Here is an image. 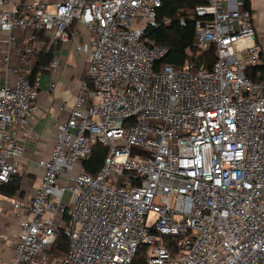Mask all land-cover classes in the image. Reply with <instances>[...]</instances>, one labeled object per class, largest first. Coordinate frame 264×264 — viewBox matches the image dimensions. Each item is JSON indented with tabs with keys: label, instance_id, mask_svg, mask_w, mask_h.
Wrapping results in <instances>:
<instances>
[{
	"label": "built area",
	"instance_id": "1",
	"mask_svg": "<svg viewBox=\"0 0 264 264\" xmlns=\"http://www.w3.org/2000/svg\"><path fill=\"white\" fill-rule=\"evenodd\" d=\"M161 7L0 0V188L21 173L16 127L39 112L41 87L40 75L10 74L2 34L50 33L90 59L71 115L39 161L41 185L12 200L20 232L9 264H133L141 246L147 264H264V74L246 76L264 67L253 15L237 0L197 7L194 46L216 53L210 70L194 72L160 65L168 49L149 31ZM18 56L28 65L33 50ZM96 146L108 155L89 176L83 164ZM61 232L68 252L58 259ZM164 237L177 238L176 255Z\"/></svg>",
	"mask_w": 264,
	"mask_h": 264
},
{
	"label": "crops",
	"instance_id": "2",
	"mask_svg": "<svg viewBox=\"0 0 264 264\" xmlns=\"http://www.w3.org/2000/svg\"><path fill=\"white\" fill-rule=\"evenodd\" d=\"M17 1L52 5L62 0ZM237 1L244 3L243 0ZM248 4V11L253 15L251 22L257 31L256 43L260 53L264 54V0H248ZM43 35L44 33L30 30L2 34L3 40H10L9 71L11 75L15 71L21 72V68L27 73L25 76L31 73L30 63L22 67L18 51L27 47L33 49L40 46L41 50L36 54L39 58L46 47L45 35ZM0 46L3 49L6 47L4 44ZM59 47L61 50L55 54L53 61L59 64L58 70L52 72L50 66L40 74L41 87L37 101L39 112L27 126L16 127L19 141L26 150L24 158L20 161L21 191L16 199L22 195L29 196L36 187L41 185L43 170L39 167V161L50 156L56 141L57 127L69 119L79 89L87 76L89 57L77 53L72 44ZM34 53L35 49H33ZM15 78L16 76H13V80ZM12 200L0 194V264H9L13 260L20 232Z\"/></svg>",
	"mask_w": 264,
	"mask_h": 264
},
{
	"label": "trees",
	"instance_id": "3",
	"mask_svg": "<svg viewBox=\"0 0 264 264\" xmlns=\"http://www.w3.org/2000/svg\"><path fill=\"white\" fill-rule=\"evenodd\" d=\"M243 1L245 8L248 10V0ZM206 4L207 0H162V7L157 14L159 28L149 31V35L157 41L158 45L168 49V54L159 62L161 63L160 65L172 66L178 70H182L187 64H190L195 66L194 72L200 68L210 70L213 67L215 63V47H212L206 53H200L194 46L196 24L193 17L196 15V8ZM182 18L186 22L185 25L181 23ZM167 21H170V24L166 25L165 23ZM44 34L52 38L50 33ZM45 42L46 47L41 52L40 57L29 75V80L32 82L38 75L42 74V71H45L47 67L53 64L55 54L59 50V45L54 47L52 43V45L50 44V47H48V40H45ZM258 74H264V67L250 68L246 71V76L253 81L258 80ZM107 155V149L102 146H96L92 155L84 162L83 172L89 176L97 175ZM21 180V176H16L10 184L0 188V194L15 199L21 191ZM65 220L66 222L69 220L68 215H65ZM163 241L164 244L171 249L173 255L178 253L176 237H164ZM147 250V247L141 246L133 264H147ZM67 252L68 240L61 232L53 249V253L58 259H62L66 256Z\"/></svg>",
	"mask_w": 264,
	"mask_h": 264
},
{
	"label": "rangeland",
	"instance_id": "4",
	"mask_svg": "<svg viewBox=\"0 0 264 264\" xmlns=\"http://www.w3.org/2000/svg\"><path fill=\"white\" fill-rule=\"evenodd\" d=\"M45 35V34H44ZM46 39L45 40H48V43H49V46L48 47H50V44L52 45V43H53V45H54V47H57V45L55 44V42L53 41V39L49 36H44ZM33 49H35V53L33 54V56H31V58L29 59V61H30V64H31V68H33L34 67V65H35V62H36V60H37V56H36V54L39 52V50H41V47L40 46H36V47H34ZM32 49V50H33ZM59 50H61L60 49V47H59ZM58 50V51H59ZM41 54V53H40ZM80 57H82L81 55H79ZM26 65H22V67H25ZM22 72V73H21ZM21 72L19 73V75L20 76H25V75H27V73L26 72H24V69L23 68H21ZM26 77V76H25ZM20 176V175H19ZM120 179H121V177H120ZM66 197H69L68 195L66 196ZM157 217H156V215H154V214H150L149 215V222H153V221H155V219H156ZM0 262H1V260H0Z\"/></svg>",
	"mask_w": 264,
	"mask_h": 264
}]
</instances>
